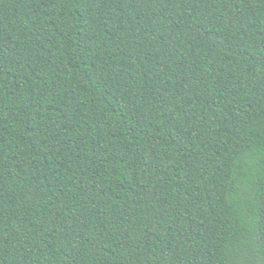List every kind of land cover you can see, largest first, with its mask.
<instances>
[{
    "label": "trees",
    "instance_id": "1",
    "mask_svg": "<svg viewBox=\"0 0 264 264\" xmlns=\"http://www.w3.org/2000/svg\"><path fill=\"white\" fill-rule=\"evenodd\" d=\"M0 264H264V0H0Z\"/></svg>",
    "mask_w": 264,
    "mask_h": 264
}]
</instances>
